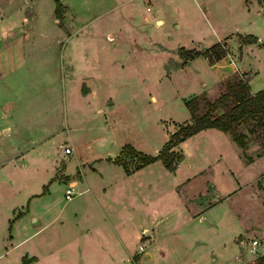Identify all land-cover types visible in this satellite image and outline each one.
<instances>
[{"label": "rangeland", "instance_id": "1", "mask_svg": "<svg viewBox=\"0 0 264 264\" xmlns=\"http://www.w3.org/2000/svg\"><path fill=\"white\" fill-rule=\"evenodd\" d=\"M59 2L69 6V12L62 16L67 31L55 21L54 0H0V18L7 16L12 23L6 37L0 34V150L11 146L28 150L23 156L26 164L30 162V147L43 146L50 151V182L43 183L58 205L63 202L65 187L59 174L64 172L79 179V167L82 169L108 153L117 154L127 143L142 152L157 153L169 134L190 120L186 99L194 96L198 112L203 113L207 109L206 101L217 98L227 82L245 79L250 70L241 72L233 64V71L228 74L229 71H223L225 76L218 78V71L226 70L223 64L230 61L228 55H233L232 59L240 55L236 38L244 44L253 43L242 54L244 63L256 71L249 84L251 90L264 86V13L256 11L258 7L264 8V0ZM66 9L65 6L63 11ZM256 35L261 41H256ZM217 41L227 53L215 61L216 67L210 66L203 56L194 55ZM80 51L85 55L76 54ZM68 60L71 67L67 66ZM4 128L10 131L6 133ZM237 129L247 133V145L241 153L246 165L237 163L232 156L234 176L229 182L222 173L214 172L216 183L224 189L236 190L235 180L240 185L246 182L244 189L233 194L228 202L230 207L220 205L212 210L211 216L205 213L204 223L197 219L180 220L175 213L177 206L167 193L170 201L162 198L161 206L169 204L166 222H172L171 226L168 222L158 229L154 214L145 215L150 229L158 231L153 239L142 234L133 241L136 250L131 259L141 254L139 264H188V258L203 255L200 260L207 264L224 243L226 248L233 246V251L229 253L230 248L219 264H226L234 255L239 256L234 264L253 256L245 263L251 264L264 252V163H250L264 154V125L261 121L243 120ZM194 143L192 139L191 146ZM64 145L70 146V153L64 152ZM172 150L176 173L167 171L160 160L151 162L141 173L140 180L148 183L145 190L151 202L159 183L168 190L176 179L192 174L191 170L181 168L178 144ZM176 155L180 159L176 160ZM187 159L191 161L194 157ZM126 160L128 168L135 163L130 156ZM15 170L16 179L24 184L23 193L44 187L42 182H36L38 176L32 165L25 171L21 167ZM119 172H123L120 167L111 169L112 178H118ZM128 178L135 180L136 176ZM190 184L192 187L188 189L199 190L202 182L197 176L190 179ZM81 196L85 194H76L72 199ZM119 208L126 212L125 208ZM237 210L242 212L240 220L251 221L246 222L247 230H253L249 237H237L245 240L244 245L232 241L236 219L230 212ZM210 218H215L213 227L206 225ZM176 219L178 224L174 226ZM222 219L225 223H220ZM76 234V230H42L26 239L17 250L6 245V252L1 251L0 264H68L60 258L59 249L68 243V256L76 260L78 250L72 249ZM250 239L258 241L254 251L250 250ZM139 244L151 253V258L145 257V251L137 253ZM90 260L97 263L92 257ZM119 264L134 263L123 259Z\"/></svg>", "mask_w": 264, "mask_h": 264}, {"label": "crops", "instance_id": "2", "mask_svg": "<svg viewBox=\"0 0 264 264\" xmlns=\"http://www.w3.org/2000/svg\"><path fill=\"white\" fill-rule=\"evenodd\" d=\"M63 5L67 8L66 11L62 13L64 17L65 13L69 12V6L66 4ZM256 11L262 14L264 13V8L258 7ZM7 20V16L2 17V19L0 18V34L4 37L8 35V29H10L12 24L11 21ZM55 21L58 22L56 17ZM62 27L67 31V24L64 23ZM73 32L76 34V31ZM108 38L110 39L111 36ZM255 38L256 41H261L259 35H256ZM79 39L80 38H78V40ZM70 40L71 38L67 40L66 50H64L65 54L67 50H69V44H71ZM76 40L77 37H75L73 42L75 43ZM223 42H225V40H223ZM236 44L239 49L238 52L240 51L239 57L232 59L231 56L233 55L229 54L230 61H226V63L223 64L226 70L218 71V78L221 79L223 75L225 76L223 71H229L227 74L230 73V70L233 71L234 68H232V64L235 66L238 65L241 72H243L244 69L250 70L245 76L249 85L256 71H252L249 65L247 66L246 63H244L246 59L242 54L244 48L248 44L253 43L244 44L239 42L236 38ZM231 51L233 54V49H231ZM80 52V54L78 52H76V54L85 55V52ZM79 57L83 59L86 56ZM216 64L217 63L214 62L210 64V66L216 67ZM67 66H72L70 60H68ZM263 87L254 91L251 90L249 85L252 94ZM4 131L8 133L10 130L4 128ZM192 139L195 140L194 146H191ZM41 143L42 142H39V145H41ZM65 146L69 145H64V147ZM33 148L35 149L33 150ZM178 148L181 150L182 154V170H191L192 174L176 179L175 182L169 186L168 190L165 184L162 185V183H159L157 187L158 191L154 195L152 201H155V205H152L151 199L148 198L146 194L145 188L148 183L140 180L143 169L152 164L151 162L130 173H126L121 165L110 160L113 158L110 154H114L115 156L116 153H108L107 156L103 155L94 159L88 166L83 165L82 169L79 167L77 170L79 179L75 178V175L62 172L59 174L58 178L64 182V190L68 184H73L74 189L81 191L78 193V196L83 194H85V196L73 198V201V196L70 199H66L63 194V202L58 205L56 199H51L49 189L44 186L43 183L45 180L50 182V151L43 146L30 147V149H32L30 153L31 156L28 159L30 162L26 164L23 161V156L25 153L29 152L28 150H21L18 146H11L8 149L0 150V255L2 252H6V245L9 244V249L17 250L26 239L35 237L42 230H76L77 239L72 249L76 251L77 248V259L73 261L70 260L66 249L69 247L68 243L62 244L59 249L60 258L67 260L68 264L94 263L90 260L91 257L97 262L94 264H119L123 259H130L134 264H139L141 261V254H138L132 259L130 258L136 250L133 241L140 239L142 234L149 236V239H153L155 233H157L158 230L150 229L148 225L150 222H147L145 219V215L147 214H154V225L157 226L158 229L168 225L170 221L166 222V214H168L167 208L169 204L166 205L165 203L161 206L162 198H164V201L168 200L167 193L171 195L170 199H172L173 204L177 206L175 209L177 218L180 220L197 219L204 223L206 221L205 213L211 216L213 215L212 210L220 207V205L223 207H230L228 202L233 197V194L236 195L245 188L244 185L246 182L240 185L239 181L235 180V182L238 183L236 190H231L230 187L224 189V187L218 185L214 179V176H216L214 172L216 171L226 176L228 182L234 176L230 165L232 156L235 157L237 163L244 166L246 165L241 158L242 149L231 139L229 133L213 127L204 128L180 141L178 143ZM189 156H193L194 159L188 161L187 158ZM228 156L229 160L226 159ZM17 161H19L18 166L15 165ZM255 161L264 163V154L257 156L250 163H254ZM218 163H220V166H216ZM31 165L38 176L36 182H42L44 187L36 191L23 193L24 184L21 185L16 179L17 170L15 169L16 167H21V169L25 171L27 167H31ZM117 167H120L123 172H119L118 178L115 179L111 176V169L115 168L116 170ZM167 171L176 173V170L170 171L167 169ZM38 172L41 173L39 174ZM203 172L207 173V177L204 176L206 173L203 174ZM129 176H136V178L135 180L131 178L127 179ZM197 176L202 182L201 189H188L187 187H192L191 184L188 185L190 179ZM164 195L166 196L164 197ZM201 196H205V198L203 199ZM70 200L73 202H70ZM225 202L228 205L224 204ZM119 207H122V210L125 208L127 213L121 211ZM168 209H170V207ZM230 213L233 218L236 219V230H234L235 235L232 241L233 243L236 242V244L244 245L245 240H239L237 237L240 235L250 236L253 230H247V223L251 221L240 220L242 218V212H238V210ZM214 220L215 218H210V221L206 222V225L209 224V227H213L215 223ZM220 223H225V220L222 219ZM169 224L171 226L172 222ZM177 224L178 221L176 219L173 225L175 226ZM25 230H27L26 233L24 232ZM250 240L248 241L249 246ZM230 248L231 251H229ZM161 250L162 249H160V253L163 254ZM95 251H100L101 254H96ZM228 251L229 253L232 252L233 246H227L226 248L223 243L222 246L220 245L216 249L213 261L207 264H219L221 258L224 257ZM103 252L104 254H102ZM144 254L147 259L151 258V253L149 251H145ZM92 255L96 258H93ZM252 257L250 259H252ZM200 258H203V255L195 256L194 259L188 258L187 263L204 264ZM238 258V255H234L231 257V260H226V264H234ZM248 260L240 262V264H245Z\"/></svg>", "mask_w": 264, "mask_h": 264}, {"label": "trees", "instance_id": "3", "mask_svg": "<svg viewBox=\"0 0 264 264\" xmlns=\"http://www.w3.org/2000/svg\"><path fill=\"white\" fill-rule=\"evenodd\" d=\"M54 2V14L58 19V24L62 27V13L65 6L59 0H54ZM226 53L223 44L217 41L205 47L201 52L196 51L194 55H201L212 64L224 57ZM184 103L189 111L190 120L172 131L157 153L148 154L127 143L123 144L110 160L121 165L126 173L155 160H160L166 169L172 171L175 164L171 156L173 155L172 148L193 133L208 127L219 129L229 133L231 139L243 150L247 145V133L239 131L237 125L243 120L261 121L264 125V87L252 94L247 81L243 78L227 82L225 90L217 98L213 101H206L207 109L203 113L198 112L194 96L186 99ZM217 109L220 111L214 113ZM127 156L135 160L131 168L127 166ZM176 156H178L176 160L180 159L179 155ZM246 159L251 161L252 158L246 156ZM251 264H264V252L258 254Z\"/></svg>", "mask_w": 264, "mask_h": 264}, {"label": "built area", "instance_id": "4", "mask_svg": "<svg viewBox=\"0 0 264 264\" xmlns=\"http://www.w3.org/2000/svg\"><path fill=\"white\" fill-rule=\"evenodd\" d=\"M65 153H70L71 149L69 146H65L63 148ZM81 191L74 189L73 184H68L64 190V196L66 199H70L72 196L75 194L80 193ZM258 246V241L256 239H251L250 240V250L254 251L256 247ZM145 250L141 244L138 245V250L137 253H143Z\"/></svg>", "mask_w": 264, "mask_h": 264}, {"label": "water", "instance_id": "5", "mask_svg": "<svg viewBox=\"0 0 264 264\" xmlns=\"http://www.w3.org/2000/svg\"><path fill=\"white\" fill-rule=\"evenodd\" d=\"M111 157H114V154H110Z\"/></svg>", "mask_w": 264, "mask_h": 264}]
</instances>
